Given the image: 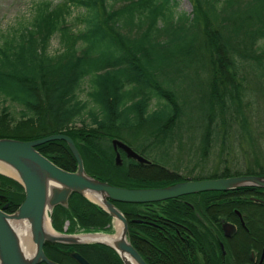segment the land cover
Returning a JSON list of instances; mask_svg holds the SVG:
<instances>
[{
    "label": "trees",
    "instance_id": "1",
    "mask_svg": "<svg viewBox=\"0 0 264 264\" xmlns=\"http://www.w3.org/2000/svg\"><path fill=\"white\" fill-rule=\"evenodd\" d=\"M189 2L191 11L186 13L176 11L178 0H36L28 19L0 31V137L67 134L88 173L122 187L264 175V161L257 157L244 172L225 164L221 173H204L202 168L218 144L257 154L246 151L241 139L248 125L264 122V0ZM53 38L58 48L50 53ZM187 79L195 82L187 85ZM188 91L193 92L192 101ZM190 103L201 106V114L198 132L187 135V142L180 130L184 106ZM233 134L239 140L234 146L229 142ZM113 138L135 145L150 163L122 154L121 164H115ZM259 138L264 150V136ZM184 146L191 151L189 163L196 155V162L185 168L188 173L197 169V176H180V167L173 162L174 148ZM36 149L59 167L75 170L76 161L64 140L48 141ZM259 190L264 189L114 204L127 218L130 242L147 264H153V244L142 245L136 233L135 219L141 213L207 218L221 214L232 219L238 209L245 214L256 247L264 246V212L258 221L261 228L251 225L248 214L250 206L258 205L249 196ZM23 198L21 184L0 174V207L9 203L14 211ZM58 207L57 216L62 218L53 222L57 230H62L65 219L71 221L69 232L111 230L108 213L77 193L69 197L68 209ZM143 231L160 247L170 246L160 243L161 236L151 228ZM208 244L205 239L204 246ZM60 246L79 252L88 249L93 264H122L104 245L58 244L56 248ZM52 251L47 252L50 259L76 264L67 254Z\"/></svg>",
    "mask_w": 264,
    "mask_h": 264
},
{
    "label": "water",
    "instance_id": "2",
    "mask_svg": "<svg viewBox=\"0 0 264 264\" xmlns=\"http://www.w3.org/2000/svg\"><path fill=\"white\" fill-rule=\"evenodd\" d=\"M53 140L66 142L76 161L75 170L68 171L59 167L36 149V146ZM111 143L116 150L115 164H121L118 148L128 158L139 163H150V160L126 142L113 138ZM0 164L15 176L1 171L0 174L19 182L24 191V199L14 211L7 212L5 205L0 207V264H58L44 253V247L56 248L58 244H100L111 248L122 264H147L130 242L127 218L114 202L143 204L208 191H230L246 187L264 189L262 174L183 179L153 187L117 186L88 173L74 141L61 132L34 139L0 137ZM73 193L81 195L108 213L113 229L78 232L55 229L54 208L61 206L68 209V199ZM15 223L27 228L29 235L26 236L22 226L14 225ZM225 225L231 226L229 223ZM24 243L29 247L24 248ZM66 254L77 264H91L75 250H67Z\"/></svg>",
    "mask_w": 264,
    "mask_h": 264
},
{
    "label": "flooded vegetation",
    "instance_id": "3",
    "mask_svg": "<svg viewBox=\"0 0 264 264\" xmlns=\"http://www.w3.org/2000/svg\"><path fill=\"white\" fill-rule=\"evenodd\" d=\"M113 150L116 154V150L114 148ZM118 152L120 153L122 161V154H124L125 157L126 155L124 151L119 148ZM263 193L264 190H259L255 195L249 196L252 202L258 204L256 207L250 206L248 208L250 223L254 225V227L258 225V227L261 228L260 222L258 223V221L259 218H261V213L264 212V198L261 197ZM184 201L190 205L189 201ZM21 202H19L14 209H16ZM4 205L7 212L13 211L9 208V203H3L1 207ZM58 208V206L54 208L53 215L56 223L62 218L61 215L57 216ZM140 211L142 212V209H140ZM233 211L235 216L232 219H226L221 214L207 218L202 214L169 217L159 214L151 216L141 213V217L135 219L138 224L136 233L142 245L148 241L153 244L155 253V261L153 264H264V246L256 247L258 242L255 236L248 235L247 222L244 218L245 214L238 209H234ZM237 212H239L240 215ZM65 223H67L65 231L69 232L71 221L65 219L62 230H64ZM225 223H229L231 226H224ZM145 227L151 228L161 236L162 240L160 243L165 242L170 246L160 247L158 244L154 243V238L151 239L144 233L143 229ZM74 229H78L77 226H75ZM205 239L209 243L208 246H204ZM68 249V247L61 246L56 249L44 247V253L47 256V252L52 254V250H54L65 255ZM87 250L88 249L82 248V252L75 251L93 264L91 255L88 254Z\"/></svg>",
    "mask_w": 264,
    "mask_h": 264
},
{
    "label": "rangeland",
    "instance_id": "4",
    "mask_svg": "<svg viewBox=\"0 0 264 264\" xmlns=\"http://www.w3.org/2000/svg\"><path fill=\"white\" fill-rule=\"evenodd\" d=\"M35 1L36 0H0V31L8 30L12 27H15L18 24V22L28 19L33 8V3ZM176 11L189 13L191 11V3L189 2V0H178ZM57 48H58V40L56 38H53L50 42L48 50L50 53H53L57 50ZM192 82L195 81H190L189 79L186 80L187 85L188 84L190 85ZM188 92L191 94L189 99H191L192 101L194 96L192 95L193 92L191 91ZM14 108L15 106H12V109ZM184 111H185V115L183 117V124L180 133L182 136H184L183 137L184 141L188 142L186 136L188 135V137H190L193 136L191 135L192 133L196 134L198 132L197 117L201 114V106H194L193 103H190L188 106H184ZM247 128L248 129L246 131L245 136L241 139L243 140L242 142L244 143L242 146H244V149L248 148L246 151L253 149V151L256 152L257 154L254 155H252L251 153L244 154L239 152L238 149H236L235 147L232 146L224 147V145L218 144L217 147L214 150H212L213 152L209 155L208 159L203 163L204 165L202 166V168H204L203 170L204 173H211V172L221 173L223 171L224 164L232 168L233 171L239 170L244 172L248 167L251 166L255 157L264 161L263 159L264 157H259V156H264V150L261 148L262 146L259 145L260 143L259 136H264V122L258 125L257 123H255L254 126L253 124H250L247 126ZM238 141L239 140L237 135L233 134L229 142L233 143L234 146L236 145L235 142ZM129 146L135 151L137 150L135 145L131 144ZM181 147L180 148L175 147L173 152L174 153L173 162L175 165L180 167L179 170H177L179 172V175L186 178L197 176L198 175L197 169L195 172L188 173L187 169L185 168L186 165L193 164L196 162V155H193L192 162L189 163L188 153H190L191 151L187 149V146L186 147L184 146V148ZM66 225L67 223H65L63 229H65ZM78 231L81 230H76L75 232ZM258 233L263 234V231Z\"/></svg>",
    "mask_w": 264,
    "mask_h": 264
},
{
    "label": "bare ground",
    "instance_id": "5",
    "mask_svg": "<svg viewBox=\"0 0 264 264\" xmlns=\"http://www.w3.org/2000/svg\"><path fill=\"white\" fill-rule=\"evenodd\" d=\"M0 171H1V172H4V173H7V174H10V175H14L13 173H11V172L9 171V169H7L5 166H3V165H1V164H0ZM14 176H15V175H14ZM14 225L22 226V224H20V223H19V224L15 223ZM46 226H47V225H46ZM116 227H117V229L119 230L118 223L116 224ZM22 228L24 229V226H22ZM48 229L51 231V228H50L49 224H48ZM24 232H25V235H26V236L29 235V231H28L27 228L24 229ZM22 246H23L24 248L29 247L28 245L26 246L25 243H24Z\"/></svg>",
    "mask_w": 264,
    "mask_h": 264
}]
</instances>
